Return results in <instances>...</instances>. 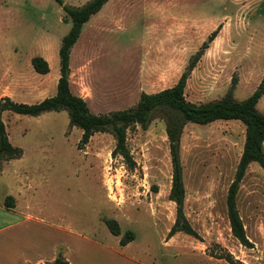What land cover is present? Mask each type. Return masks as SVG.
<instances>
[{"label": "rangeland", "instance_id": "obj_1", "mask_svg": "<svg viewBox=\"0 0 264 264\" xmlns=\"http://www.w3.org/2000/svg\"><path fill=\"white\" fill-rule=\"evenodd\" d=\"M89 1L63 0L74 8ZM71 25L56 0H0V99L36 104L56 95L59 51ZM216 30L187 80L185 97L207 103L234 87V97L243 101L264 84V0H110L84 24L71 50L70 89L95 115L132 108L142 93L174 86ZM35 57L48 62V74L35 72ZM257 107L264 113V96ZM154 117L147 130L127 132L131 164L113 155L110 133L94 134L80 149L82 130L70 128L66 111L39 117L3 112L9 141L24 155L15 168H5L0 198L10 183L19 188V174L27 178L22 202L60 230L73 264H229L221 259L226 256L233 264H251L264 248V170L258 163L246 170L237 195L253 248L232 235L227 210L244 124L184 127L183 209L200 239L184 233L168 239L176 219L169 200L173 165L165 121L161 113ZM105 220L117 221L121 234L113 235ZM128 231L134 239L122 245Z\"/></svg>", "mask_w": 264, "mask_h": 264}, {"label": "trees", "instance_id": "obj_2", "mask_svg": "<svg viewBox=\"0 0 264 264\" xmlns=\"http://www.w3.org/2000/svg\"><path fill=\"white\" fill-rule=\"evenodd\" d=\"M56 1L63 7L72 23L69 32L62 40L59 51L60 77L57 93L55 96L36 104L18 103L10 97L0 99V170L2 161L19 159L23 155V150L14 147L9 141L5 125L1 119V115L5 111L30 117H39L49 112L66 111L69 116L70 128L77 127L82 130L80 149L88 144L94 134L110 133L116 140L113 155H120L131 164L134 162L126 145L128 130L135 126L147 130L155 118L154 115L161 113L162 119L165 121L173 165L169 200L176 205V219L168 233V239L177 233H184L195 239H200L198 232L186 219L183 209L185 189L180 163V142L183 130L188 123L209 125L220 120H237L244 124L246 138L235 179L228 190L227 210L232 235L242 246L253 248L237 208V195L246 170L252 163H258L264 170V113L259 111L257 107L264 96V84L261 83L253 94L243 101L234 97V87L222 98L207 103L195 104L186 99L187 80L209 48V44L217 37L219 30H216L190 58L186 70L174 86L156 93H142L139 102L132 108L106 115H95L90 111L87 102L82 97L73 94L70 89V54L80 38L84 24L89 22L91 17L96 15L109 0H91L81 8L65 5L63 0ZM32 66L35 72L39 74L45 75L50 72L49 64L43 57L33 58ZM5 204L7 207H13V197H7ZM105 222L113 235L119 236L121 234L117 221L105 220ZM133 239V232L128 231L121 243L125 245ZM221 259H225L229 264L234 263L230 256L221 257ZM50 264H69L63 248L59 249L57 258Z\"/></svg>", "mask_w": 264, "mask_h": 264}, {"label": "crops", "instance_id": "obj_3", "mask_svg": "<svg viewBox=\"0 0 264 264\" xmlns=\"http://www.w3.org/2000/svg\"><path fill=\"white\" fill-rule=\"evenodd\" d=\"M23 155L19 159L2 161L0 177L5 168H15L16 162L21 163L19 161H22ZM28 182L27 178L19 174L15 183L19 188L14 190V185L10 183L0 198V264H50L55 261L62 247L67 248L64 255L69 264H73L72 252L69 251L71 247L60 239V230L53 225H46L43 219L30 212L32 207L29 203L22 202L23 193L30 188ZM7 197H13V207L6 206ZM20 203L24 204L22 208ZM255 258L251 264H264V248L255 252Z\"/></svg>", "mask_w": 264, "mask_h": 264}]
</instances>
